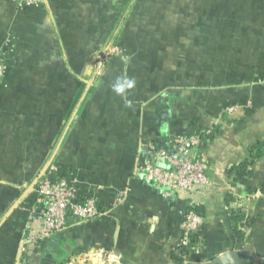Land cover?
<instances>
[{
    "label": "crops",
    "instance_id": "obj_1",
    "mask_svg": "<svg viewBox=\"0 0 264 264\" xmlns=\"http://www.w3.org/2000/svg\"><path fill=\"white\" fill-rule=\"evenodd\" d=\"M127 1L38 0L19 9L0 0V46L11 43L0 90V264H15L38 198L20 184L51 159L78 178L82 195L99 198L102 213L51 235L32 264H264V157L249 179L255 192L230 176L264 142V0H191L208 6V29L195 36L186 80L167 81L164 69L124 51L90 81L89 50L103 39L101 25H91L97 6ZM201 127L212 130L196 150L210 186L197 209L199 243L185 248L186 201L133 171L153 146ZM242 206L256 218L249 229L231 217Z\"/></svg>",
    "mask_w": 264,
    "mask_h": 264
},
{
    "label": "built area",
    "instance_id": "obj_2",
    "mask_svg": "<svg viewBox=\"0 0 264 264\" xmlns=\"http://www.w3.org/2000/svg\"><path fill=\"white\" fill-rule=\"evenodd\" d=\"M14 1L19 9L38 3V0ZM10 45L7 41L0 46V88L5 85L10 69L7 54ZM104 54L98 56V61L105 65ZM232 108L229 109L232 111ZM211 134V128L206 127L196 132L175 134L162 146H153L151 154L137 161L133 171L135 176L163 188L165 195L186 201L180 240V245L185 248L199 243L196 237L200 236L204 223L197 209L209 190L210 167L196 150ZM37 178L32 191L38 198L25 226L15 264H32L33 256L51 235L62 233L72 225L89 222L102 213L99 198L95 194L82 195L78 178L60 172L53 159L47 162Z\"/></svg>",
    "mask_w": 264,
    "mask_h": 264
},
{
    "label": "rangeland",
    "instance_id": "obj_3",
    "mask_svg": "<svg viewBox=\"0 0 264 264\" xmlns=\"http://www.w3.org/2000/svg\"><path fill=\"white\" fill-rule=\"evenodd\" d=\"M92 7L87 6L88 23H91ZM97 7L101 10H97L98 20L91 25H101L102 31L95 32L101 34L103 39L98 41L100 43L96 45V50H89L93 53L88 80L94 81L105 68L103 62L98 61L99 55L105 52L104 58L108 59L114 52L121 51V48L114 44V36L119 35V30L122 50L128 54L130 52L131 56L135 53L138 59L141 56L152 66L161 67L158 71L163 72L164 69L168 76L167 81L190 78L193 71L192 48L197 40L195 36L202 35L208 29V6L193 5L191 0H130L127 4L108 2ZM89 32L95 33L90 27ZM90 37L89 34V43ZM62 72L63 69H57L59 75ZM32 183L29 180L22 181V192L30 190ZM241 208L245 209L244 206ZM246 216L252 218L248 212Z\"/></svg>",
    "mask_w": 264,
    "mask_h": 264
},
{
    "label": "trees",
    "instance_id": "obj_4",
    "mask_svg": "<svg viewBox=\"0 0 264 264\" xmlns=\"http://www.w3.org/2000/svg\"><path fill=\"white\" fill-rule=\"evenodd\" d=\"M34 6L35 5L29 6L26 9L32 8ZM119 35L115 36L114 44L119 46L121 48V51L117 52V53H113V54L110 55V57L105 62V68L108 65V63L111 62V60H113L114 58H117L119 56H122L124 54V50H122V45H121V42L119 40ZM9 66H10V62H9ZM10 69H11V67H10ZM10 69H9L8 74H7V77L9 76ZM7 77H6V79H7ZM2 88L3 87H1L0 90ZM90 89L91 88H89V90ZM263 157H264V142H257L251 149V156L247 160H245V161H243V162L239 163L238 165H235V166H233L231 168L230 176L233 178V180H234V182L236 184L240 183V184L246 185L247 193H253V192L256 191L255 188H253L252 185L249 183V179L253 176V172H254V168L253 167H254L256 161L258 159H260V158H263ZM39 172H40V170H39ZM30 181L32 182V180H30ZM260 189H261L262 192H264V185H262ZM21 191H20V194H21ZM32 193H33L32 197H33L34 202H35V200H36L35 196H37V193L35 191H33ZM16 197L17 196H15V198ZM2 204H5V203H2L0 201V206ZM246 215H247V213L245 212L244 209L238 208V209H233L232 210L231 217H232V219L234 220V222L236 224H238V223H242L243 224L244 223V225H246V227L253 226L255 224V221H256L255 219L256 218H254V217L250 218V217H247ZM24 231H25V227H24V230H23L22 237L24 235ZM236 233H237V237L240 240H243L245 237H247L246 233L241 228H237L236 227Z\"/></svg>",
    "mask_w": 264,
    "mask_h": 264
},
{
    "label": "water",
    "instance_id": "obj_5",
    "mask_svg": "<svg viewBox=\"0 0 264 264\" xmlns=\"http://www.w3.org/2000/svg\"><path fill=\"white\" fill-rule=\"evenodd\" d=\"M38 178H36V180L32 183L31 187H30V190H33V186L34 184L37 182Z\"/></svg>",
    "mask_w": 264,
    "mask_h": 264
}]
</instances>
